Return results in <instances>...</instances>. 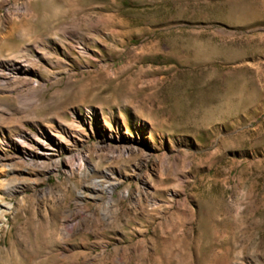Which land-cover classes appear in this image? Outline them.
Segmentation results:
<instances>
[{
  "label": "rangeland",
  "instance_id": "374dc122",
  "mask_svg": "<svg viewBox=\"0 0 264 264\" xmlns=\"http://www.w3.org/2000/svg\"><path fill=\"white\" fill-rule=\"evenodd\" d=\"M0 264H264V0H0Z\"/></svg>",
  "mask_w": 264,
  "mask_h": 264
},
{
  "label": "bare ground",
  "instance_id": "6f19581e",
  "mask_svg": "<svg viewBox=\"0 0 264 264\" xmlns=\"http://www.w3.org/2000/svg\"><path fill=\"white\" fill-rule=\"evenodd\" d=\"M77 161H78V168H83L86 164H87V158L82 155V156H79L77 158ZM93 188L94 189H102V190H105L107 193H111L113 191V186L112 185H106L104 187H101L100 183H99V180H93Z\"/></svg>",
  "mask_w": 264,
  "mask_h": 264
}]
</instances>
